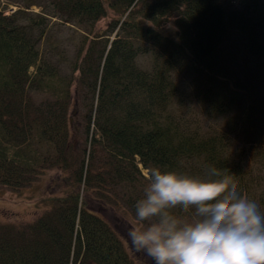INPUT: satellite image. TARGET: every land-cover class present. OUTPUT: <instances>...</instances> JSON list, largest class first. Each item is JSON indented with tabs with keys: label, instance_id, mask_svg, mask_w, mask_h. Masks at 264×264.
<instances>
[{
	"label": "trees",
	"instance_id": "obj_1",
	"mask_svg": "<svg viewBox=\"0 0 264 264\" xmlns=\"http://www.w3.org/2000/svg\"><path fill=\"white\" fill-rule=\"evenodd\" d=\"M20 1L0 9V186L70 181L34 220L0 221V264H134L90 191L135 211L156 167L214 166L264 213V0ZM51 18L78 29L72 54Z\"/></svg>",
	"mask_w": 264,
	"mask_h": 264
},
{
	"label": "clouds",
	"instance_id": "obj_2",
	"mask_svg": "<svg viewBox=\"0 0 264 264\" xmlns=\"http://www.w3.org/2000/svg\"><path fill=\"white\" fill-rule=\"evenodd\" d=\"M126 239L152 264H264V213L207 166L193 175L152 168ZM194 209L191 219L174 209Z\"/></svg>",
	"mask_w": 264,
	"mask_h": 264
},
{
	"label": "rangeland",
	"instance_id": "obj_3",
	"mask_svg": "<svg viewBox=\"0 0 264 264\" xmlns=\"http://www.w3.org/2000/svg\"><path fill=\"white\" fill-rule=\"evenodd\" d=\"M228 5L232 8L239 9V0H227ZM17 6L24 7L20 0H0V9L5 10L6 13L14 11ZM33 12H38L39 10L33 6L30 8ZM107 19L101 20L98 23L99 27H104L107 23ZM50 33L53 36L54 41L57 44L66 47V50H70L71 54L74 45L79 37L78 29L72 24L61 23L58 20L51 18L49 20ZM70 56V54H69ZM80 122L79 117H75L72 122L75 127H78ZM84 141V137L80 131H78L74 138V143L76 147ZM145 175L146 172L143 171ZM70 173H62L57 169L48 170L46 174L44 173L41 178L37 179L30 186L23 188L21 190H11L9 188L0 186V221L14 222L18 224H25L34 220L38 217L48 205L43 201L49 195H62L63 191L68 190V182L70 181ZM148 184L147 178L141 181L140 188L144 192ZM92 195L98 200L103 199L101 204L103 207L94 206V209L111 225V227L116 231L117 235L122 239V242L130 254L134 264H152L147 257L142 254L135 253L131 250L127 243L126 232L130 224H134V211L129 209L126 205L121 203L117 204L115 199L118 196L113 192L108 191L111 198L105 195H98L90 191ZM143 194V193H142ZM84 196L93 204L89 194H84ZM94 196L93 199H94ZM102 197V198H100ZM96 202V201H94ZM99 202V201H98ZM123 204V205H122Z\"/></svg>",
	"mask_w": 264,
	"mask_h": 264
}]
</instances>
